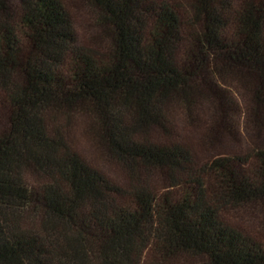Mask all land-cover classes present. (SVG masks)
<instances>
[{
	"label": "trees",
	"instance_id": "16d2710c",
	"mask_svg": "<svg viewBox=\"0 0 264 264\" xmlns=\"http://www.w3.org/2000/svg\"><path fill=\"white\" fill-rule=\"evenodd\" d=\"M73 1L0 0V264H264V0Z\"/></svg>",
	"mask_w": 264,
	"mask_h": 264
},
{
	"label": "rangeland",
	"instance_id": "374dc122",
	"mask_svg": "<svg viewBox=\"0 0 264 264\" xmlns=\"http://www.w3.org/2000/svg\"><path fill=\"white\" fill-rule=\"evenodd\" d=\"M65 2L68 3L70 6V9L74 16L76 18L80 19L83 21L82 27L80 26L79 32L84 33L85 31V26H84V21L86 22L88 13L86 10L78 3H75L73 0H64ZM73 2V3H72ZM89 31L90 28L88 27ZM234 130L230 133H223L219 135V137H216L210 141L208 137H206V132L204 134H200V132L197 133H192L191 136L193 137V140L195 141V147H196V155L198 159L201 161H207L208 159L212 158V156H215L218 153L221 152H229L231 150H239L242 149L248 145L250 141H248V134L247 130L243 125L233 126ZM205 131V130H204ZM257 140L258 143L264 144V135L260 139H254V141ZM250 144V143H249Z\"/></svg>",
	"mask_w": 264,
	"mask_h": 264
}]
</instances>
